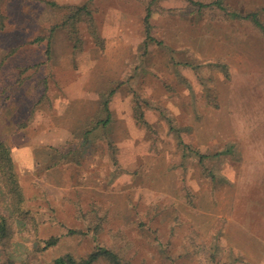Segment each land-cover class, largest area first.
<instances>
[{
    "label": "rangeland",
    "instance_id": "1",
    "mask_svg": "<svg viewBox=\"0 0 264 264\" xmlns=\"http://www.w3.org/2000/svg\"><path fill=\"white\" fill-rule=\"evenodd\" d=\"M46 1L0 0V135L36 220H17L0 264L97 246L130 264H264L248 197L264 158L262 32L216 0ZM221 1L264 20V0ZM84 3L95 25L78 24L79 43L51 31Z\"/></svg>",
    "mask_w": 264,
    "mask_h": 264
},
{
    "label": "trees",
    "instance_id": "2",
    "mask_svg": "<svg viewBox=\"0 0 264 264\" xmlns=\"http://www.w3.org/2000/svg\"><path fill=\"white\" fill-rule=\"evenodd\" d=\"M46 3L55 10L62 7L54 0H48ZM198 4L201 6L210 5L209 3L203 2H198ZM212 4H215L217 7L223 9L225 14L232 18L249 20L264 35V20L261 18V12L259 10H252L248 12H241L238 9L229 10L221 0H216L212 2ZM65 8L67 10L64 17L56 24V26L52 27L51 31H54V29L58 26L66 28L69 32L70 38L75 40V43L77 44L81 41L77 35L78 24L81 21H84L87 23L88 28L92 30L95 25L93 17L94 12L87 3L65 6ZM150 16L151 9L150 6H148L147 15L145 16V24L148 34L150 32L151 25L149 22ZM108 103V101L103 103V109H105V112L107 113L106 118L99 119L97 122L98 124L102 123L106 125L112 120L111 111L108 109ZM137 118L142 123L148 124V121L141 110H137ZM200 157L203 158L204 155H200ZM14 167L15 162L10 151V147L0 135V175L4 189L9 197V204L11 208V213L9 214L0 212V249L11 245V240L15 237L18 231V227L16 226L17 220L26 221L27 223L33 225L36 224L35 217L32 215L31 211L24 207L25 196L23 187L18 179L15 172L16 169ZM55 242V238L50 239L47 241V244L43 246V248L55 244ZM100 258L108 260L110 264H130L115 250L103 246H97L83 257H77L72 252L64 253L56 257L52 264H93Z\"/></svg>",
    "mask_w": 264,
    "mask_h": 264
},
{
    "label": "crops",
    "instance_id": "3",
    "mask_svg": "<svg viewBox=\"0 0 264 264\" xmlns=\"http://www.w3.org/2000/svg\"><path fill=\"white\" fill-rule=\"evenodd\" d=\"M264 129V128H263ZM260 150L261 154L264 152V141H261L260 143ZM264 156V154H263ZM260 166V178H259V188L257 190H254L253 193H249L248 197H256L259 202H257V205H259V212H260V218H259V225L261 229H263V232L261 233L260 241L261 244H264V158L262 159ZM263 255V253H262ZM264 260V259H263Z\"/></svg>",
    "mask_w": 264,
    "mask_h": 264
}]
</instances>
